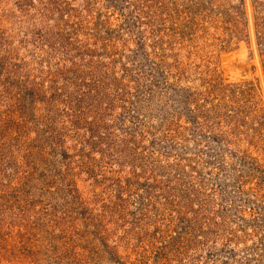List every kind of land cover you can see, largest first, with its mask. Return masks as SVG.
I'll return each mask as SVG.
<instances>
[{"label": "rangeland", "instance_id": "rangeland-1", "mask_svg": "<svg viewBox=\"0 0 264 264\" xmlns=\"http://www.w3.org/2000/svg\"><path fill=\"white\" fill-rule=\"evenodd\" d=\"M0 264H264V0H0Z\"/></svg>", "mask_w": 264, "mask_h": 264}]
</instances>
